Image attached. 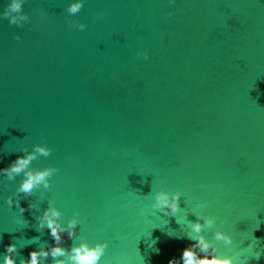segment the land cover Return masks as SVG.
Masks as SVG:
<instances>
[{
    "label": "water",
    "instance_id": "obj_1",
    "mask_svg": "<svg viewBox=\"0 0 264 264\" xmlns=\"http://www.w3.org/2000/svg\"><path fill=\"white\" fill-rule=\"evenodd\" d=\"M70 2L25 0L22 27L0 17V167L46 143L32 166L59 169L22 214L5 204L22 176L6 181L0 258L53 243L37 227L51 198L90 243L108 240L101 264L178 258L193 211L233 236L220 254L264 264V0H85L74 16ZM160 188L181 193L176 214L152 207Z\"/></svg>",
    "mask_w": 264,
    "mask_h": 264
},
{
    "label": "clouds",
    "instance_id": "obj_2",
    "mask_svg": "<svg viewBox=\"0 0 264 264\" xmlns=\"http://www.w3.org/2000/svg\"><path fill=\"white\" fill-rule=\"evenodd\" d=\"M25 0H9L3 11H0V17L7 18L9 24L22 27L30 21V17L23 11ZM174 3V0H169ZM85 4V0H71L68 4L67 12L74 16ZM171 15V12H169ZM98 19H103V14H98ZM73 28L84 31L87 27L85 23L69 21ZM15 39L19 40L17 34ZM137 56L148 59V51L138 50ZM23 155L17 156L7 167H0V191L7 189L6 181L14 180L17 176H22L15 191V200L10 195L6 198L5 204L12 209L15 204L19 213H24L28 209L35 208L36 205L29 201L27 207L21 205V200L25 197H31L39 190V199H43L52 187L51 178L59 169L49 165L45 167H33L32 162L39 157H48L53 149L46 143H36L32 145L29 151L27 145L19 149ZM23 194V195H21ZM155 210H160L168 215L176 214L179 209V200L181 193L179 191H168L160 188L152 193ZM196 216L195 221L187 220L188 229L186 236L193 243L184 247L180 256L172 257L167 264H245L244 259L236 258L232 255L220 254L217 242H222L228 247L233 244V236L224 231L217 223L216 218L208 212L193 211ZM19 224L26 223L20 216L16 217ZM37 227L39 229L47 228L48 235L53 243L49 246L46 243L39 248L31 249L28 252L27 259L21 257L19 264H47V258H51V264H101V260L109 246L108 240H96L90 243L89 240L77 233V226L80 225L78 213H74L70 218H65V213L57 206L55 201L48 198V206L37 216ZM205 227L213 228V237L211 240L205 238L202 230ZM65 237L73 241L71 247H65ZM179 238V237H178ZM38 239V238H33ZM16 244L5 246V254L0 258V264H16ZM158 251V249H157ZM259 259L260 253H255ZM144 258L140 256V264H143ZM123 264V262H117Z\"/></svg>",
    "mask_w": 264,
    "mask_h": 264
}]
</instances>
